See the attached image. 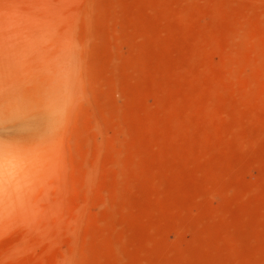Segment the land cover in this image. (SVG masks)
Returning a JSON list of instances; mask_svg holds the SVG:
<instances>
[{
  "label": "rangeland",
  "instance_id": "1",
  "mask_svg": "<svg viewBox=\"0 0 264 264\" xmlns=\"http://www.w3.org/2000/svg\"><path fill=\"white\" fill-rule=\"evenodd\" d=\"M0 264H264V0H0Z\"/></svg>",
  "mask_w": 264,
  "mask_h": 264
},
{
  "label": "snow or ice",
  "instance_id": "2",
  "mask_svg": "<svg viewBox=\"0 0 264 264\" xmlns=\"http://www.w3.org/2000/svg\"><path fill=\"white\" fill-rule=\"evenodd\" d=\"M5 139H6V141H7V140H9V139H10V137H9V136H6V137H5Z\"/></svg>",
  "mask_w": 264,
  "mask_h": 264
}]
</instances>
